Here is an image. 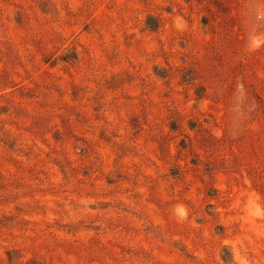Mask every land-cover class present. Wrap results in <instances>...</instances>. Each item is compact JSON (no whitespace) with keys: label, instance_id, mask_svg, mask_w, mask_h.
<instances>
[{"label":"rangeland","instance_id":"1","mask_svg":"<svg viewBox=\"0 0 264 264\" xmlns=\"http://www.w3.org/2000/svg\"><path fill=\"white\" fill-rule=\"evenodd\" d=\"M0 264H264V0H0Z\"/></svg>","mask_w":264,"mask_h":264}]
</instances>
